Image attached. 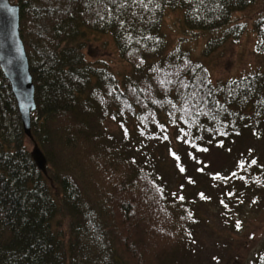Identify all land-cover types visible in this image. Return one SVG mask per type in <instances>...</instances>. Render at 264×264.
<instances>
[{
  "label": "trees",
  "instance_id": "obj_1",
  "mask_svg": "<svg viewBox=\"0 0 264 264\" xmlns=\"http://www.w3.org/2000/svg\"><path fill=\"white\" fill-rule=\"evenodd\" d=\"M256 2L17 0L36 91L31 141L47 172L26 145L0 68V264L191 263L195 201L204 195L213 205L201 158L241 152L264 125V72L213 85L189 52H165L162 25L168 10H180L189 32H215ZM244 28L227 34L238 39ZM252 31L264 55V17ZM89 34L112 37L132 67L122 81L87 60ZM236 166L235 181L264 184L257 161ZM254 264H264V248Z\"/></svg>",
  "mask_w": 264,
  "mask_h": 264
},
{
  "label": "rangeland",
  "instance_id": "obj_2",
  "mask_svg": "<svg viewBox=\"0 0 264 264\" xmlns=\"http://www.w3.org/2000/svg\"><path fill=\"white\" fill-rule=\"evenodd\" d=\"M16 2L12 0V3ZM262 17L264 0H257L245 11L236 13L229 26L210 33H192L185 27L182 11L168 10L162 25V34L167 44L165 52L178 48L189 52L194 61L206 66L213 85L263 73L264 55L256 51L257 38L252 31L253 22ZM234 26L245 27L238 39L227 34ZM85 42L86 58L94 65L109 68L120 81L132 72L131 65L122 59L111 36L89 34ZM111 128L118 129L114 125ZM235 144L232 148L238 146ZM26 145L33 152L34 143L28 139ZM244 146L242 153L238 149L232 152L227 147V152L218 153L213 150L201 158L205 166L208 165V173L212 174L204 176L202 182L213 177V186L205 182L206 186L202 188L213 205L208 204L204 195L195 201L201 204L197 205L201 222L194 232L195 238L189 243L193 253L196 251L190 264H254L255 258L264 248V184L256 180L246 187L242 178L237 182L232 177L234 173L240 176V168L236 166L238 162L246 164L254 160L264 169V125H259L254 134L245 137ZM193 190L191 187L190 191ZM230 193L232 201L227 202L228 209H224L222 199ZM238 194L245 201L235 205ZM182 260L179 257V262Z\"/></svg>",
  "mask_w": 264,
  "mask_h": 264
},
{
  "label": "water",
  "instance_id": "obj_3",
  "mask_svg": "<svg viewBox=\"0 0 264 264\" xmlns=\"http://www.w3.org/2000/svg\"><path fill=\"white\" fill-rule=\"evenodd\" d=\"M0 68L9 81L16 99L24 131L33 139L31 117L36 112L35 86L30 64L21 38L20 8L11 0H0ZM32 156L38 168L46 174L47 161L35 146Z\"/></svg>",
  "mask_w": 264,
  "mask_h": 264
},
{
  "label": "snow or ice",
  "instance_id": "obj_4",
  "mask_svg": "<svg viewBox=\"0 0 264 264\" xmlns=\"http://www.w3.org/2000/svg\"><path fill=\"white\" fill-rule=\"evenodd\" d=\"M237 227H239V224H237Z\"/></svg>",
  "mask_w": 264,
  "mask_h": 264
}]
</instances>
